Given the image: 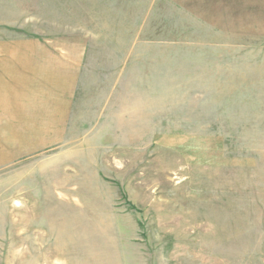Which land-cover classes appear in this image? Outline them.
Returning a JSON list of instances; mask_svg holds the SVG:
<instances>
[{
	"label": "rangeland",
	"instance_id": "1",
	"mask_svg": "<svg viewBox=\"0 0 264 264\" xmlns=\"http://www.w3.org/2000/svg\"><path fill=\"white\" fill-rule=\"evenodd\" d=\"M62 38L69 130L0 131V264H264V0H0Z\"/></svg>",
	"mask_w": 264,
	"mask_h": 264
},
{
	"label": "crops",
	"instance_id": "2",
	"mask_svg": "<svg viewBox=\"0 0 264 264\" xmlns=\"http://www.w3.org/2000/svg\"><path fill=\"white\" fill-rule=\"evenodd\" d=\"M85 56L80 38L0 41V131L69 130Z\"/></svg>",
	"mask_w": 264,
	"mask_h": 264
}]
</instances>
